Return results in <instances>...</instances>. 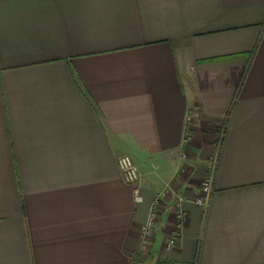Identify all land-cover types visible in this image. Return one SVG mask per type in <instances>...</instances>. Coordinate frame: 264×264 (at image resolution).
<instances>
[{"label":"crops","instance_id":"0c3cea01","mask_svg":"<svg viewBox=\"0 0 264 264\" xmlns=\"http://www.w3.org/2000/svg\"><path fill=\"white\" fill-rule=\"evenodd\" d=\"M0 264H264V0H0Z\"/></svg>","mask_w":264,"mask_h":264},{"label":"built area","instance_id":"2783aa9c","mask_svg":"<svg viewBox=\"0 0 264 264\" xmlns=\"http://www.w3.org/2000/svg\"><path fill=\"white\" fill-rule=\"evenodd\" d=\"M189 115L186 117L187 120H189ZM184 154V152L182 153ZM116 162L118 165V168L120 170L121 176L130 185L133 187V193L134 198L136 201H140L142 199L140 186L138 183L139 180V170L136 165V163L133 161L132 157L127 152H122L117 155ZM211 190V182L210 178L207 177L204 181L201 183V197H196L195 201L202 207H206L208 203V194ZM164 193H166V189H164ZM158 200V197L154 199L152 202V205L149 209L146 221L144 222L142 226L141 231V239L142 244L145 245L149 241V236L152 234V229L154 226V223L156 221V215L154 212V207L156 205V202ZM186 213L183 209L180 199L178 198V201H176V224L171 229L170 233L168 234L167 240H166V246L172 247L175 245L179 235H180V229L182 225V221L185 217Z\"/></svg>","mask_w":264,"mask_h":264},{"label":"rangeland","instance_id":"374dc122","mask_svg":"<svg viewBox=\"0 0 264 264\" xmlns=\"http://www.w3.org/2000/svg\"><path fill=\"white\" fill-rule=\"evenodd\" d=\"M199 197H201V195H198Z\"/></svg>","mask_w":264,"mask_h":264}]
</instances>
